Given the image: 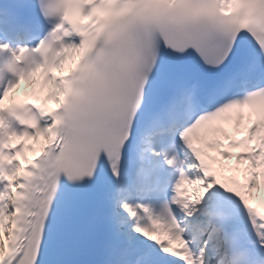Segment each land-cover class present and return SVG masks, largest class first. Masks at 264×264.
<instances>
[{
    "label": "snow or ice",
    "instance_id": "1",
    "mask_svg": "<svg viewBox=\"0 0 264 264\" xmlns=\"http://www.w3.org/2000/svg\"><path fill=\"white\" fill-rule=\"evenodd\" d=\"M0 264H264V0L0 7Z\"/></svg>",
    "mask_w": 264,
    "mask_h": 264
}]
</instances>
